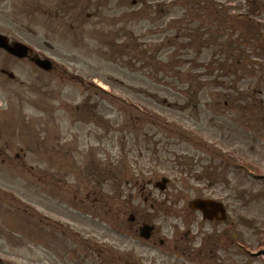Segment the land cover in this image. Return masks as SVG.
Returning a JSON list of instances; mask_svg holds the SVG:
<instances>
[{"label": "rangeland", "instance_id": "374dc122", "mask_svg": "<svg viewBox=\"0 0 264 264\" xmlns=\"http://www.w3.org/2000/svg\"><path fill=\"white\" fill-rule=\"evenodd\" d=\"M0 31L54 62L0 77L2 264H264V0H0Z\"/></svg>", "mask_w": 264, "mask_h": 264}, {"label": "flooded vegetation", "instance_id": "af4514ba", "mask_svg": "<svg viewBox=\"0 0 264 264\" xmlns=\"http://www.w3.org/2000/svg\"><path fill=\"white\" fill-rule=\"evenodd\" d=\"M0 33H3V32L0 31ZM9 39L11 40V38H9ZM12 60H17V61L18 60H21V61L26 60L28 62L29 58L28 59L27 58H23V59L18 58L17 59L12 54H10V53L6 52L4 49L0 48V77L1 78H7V79H11V80L15 79L10 74L11 71L7 69L8 62H10ZM52 66H53V64H52ZM27 133H28V137H29L28 138V142L31 143V144L34 143L33 140L35 139V136H33V133H31L29 130L27 131ZM8 147H9L8 145L5 146L4 149H1V147H0V164L11 161V157L9 155H7ZM30 151H32L31 148H30ZM28 152H29V150L28 149H24L23 146H22V147H20L19 152H17L16 154H12V157L15 160H17V161H21L22 162L24 159L27 158V156H28L27 153ZM142 223H145V222L142 221ZM218 223H222V222H218ZM229 228L234 231L233 227L229 226ZM190 233H191V230H187V233L185 234V239L189 237ZM236 234L237 233L235 232L233 238H235ZM153 238H154V232H152V236H151L150 240H152ZM128 245H130V244H128ZM133 245H135V244H133ZM131 246H132V244H131ZM135 246H137L139 248L138 245H135Z\"/></svg>", "mask_w": 264, "mask_h": 264}, {"label": "water", "instance_id": "95a60500", "mask_svg": "<svg viewBox=\"0 0 264 264\" xmlns=\"http://www.w3.org/2000/svg\"><path fill=\"white\" fill-rule=\"evenodd\" d=\"M0 47L3 49H6L10 51L12 54L18 57H24L26 55V52L28 50L27 47H25L23 44L19 42H13L9 43L8 39L4 36L0 35ZM34 62L36 65L40 66L41 68H44L46 70L50 69V64L47 59H35ZM167 183V180L165 178H162L161 182L156 183V187H158L160 190L165 188V185ZM192 208H199L205 213H208L210 209L214 210L215 206L207 201H200V200H194L191 205Z\"/></svg>", "mask_w": 264, "mask_h": 264}, {"label": "trees", "instance_id": "16d2710c", "mask_svg": "<svg viewBox=\"0 0 264 264\" xmlns=\"http://www.w3.org/2000/svg\"><path fill=\"white\" fill-rule=\"evenodd\" d=\"M200 4H201V6L204 4L206 5V3L204 1H201ZM184 30H186V28Z\"/></svg>", "mask_w": 264, "mask_h": 264}]
</instances>
